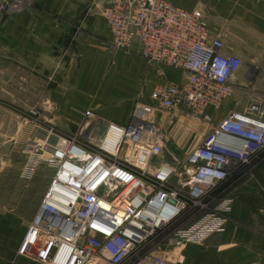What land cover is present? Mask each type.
Listing matches in <instances>:
<instances>
[{"label":"built area","instance_id":"obj_1","mask_svg":"<svg viewBox=\"0 0 264 264\" xmlns=\"http://www.w3.org/2000/svg\"><path fill=\"white\" fill-rule=\"evenodd\" d=\"M92 1L101 7L114 47L130 51L138 43L147 65L188 76L155 85L152 103H138L125 124L89 109L83 125L67 135L39 120L27 152L36 165L47 162L53 175L19 253L43 264H173L145 247L165 232L176 247L225 232L232 200L215 201L214 194L236 163L264 149V104L252 99L231 111L185 159L160 158L165 137L156 107L209 121L206 108L219 109L232 95L229 80L242 60L223 51L201 8L171 0ZM15 2L2 0L0 11L10 12ZM30 114L40 117L37 110ZM127 142L136 147L134 161L122 155ZM191 211L198 216L171 228Z\"/></svg>","mask_w":264,"mask_h":264},{"label":"crops","instance_id":"obj_2","mask_svg":"<svg viewBox=\"0 0 264 264\" xmlns=\"http://www.w3.org/2000/svg\"><path fill=\"white\" fill-rule=\"evenodd\" d=\"M15 1L10 12L0 11V66L10 62L30 67L29 59L9 61V53L21 52L37 55L43 68L64 69L63 80L48 89L42 107L57 127L79 128L89 109L102 120L125 124L138 103H152L155 85L188 76L183 69L158 71L156 65H147L138 43L130 51L116 52L105 42L111 40L107 23L92 0ZM171 1L188 9L201 8L213 35L222 40L223 51L242 60L229 80L232 95L219 109L206 108L209 121L181 108L156 107L164 147L181 161L231 111L241 110L252 99L264 104V0ZM134 149L127 142L122 155L134 161ZM42 165L31 173L9 171L0 183V264H43L19 253L53 175L51 166ZM236 166L214 194L215 201L232 200L225 232L181 251L155 249L154 254L171 260L179 254L181 264H264V149ZM196 216L192 211L184 214L171 227Z\"/></svg>","mask_w":264,"mask_h":264},{"label":"rangeland","instance_id":"obj_3","mask_svg":"<svg viewBox=\"0 0 264 264\" xmlns=\"http://www.w3.org/2000/svg\"><path fill=\"white\" fill-rule=\"evenodd\" d=\"M93 6L95 5L93 4ZM79 30H82V28L79 27ZM94 38L96 37L94 36ZM105 42L113 46L111 40ZM114 50L116 52L127 51L117 49L116 47H114ZM22 58L30 60V67H22L21 65H17L16 63L11 64L10 62L9 66H0L1 184L5 182V178L9 177V171H25L31 173L32 171H36L42 164V166L48 167V169L51 168L45 161L36 165L34 156L28 154L27 151L31 149L33 140L36 138L39 120L50 124L56 123L52 116L47 115L42 107L48 89L53 84H56V82L63 80V76H65L64 69L61 67L50 69L41 67L39 63L42 62L37 60V55L26 56L25 54L22 55L21 52L9 53V61L10 59L21 60ZM32 110L39 111L40 117H33L30 114ZM99 126L96 128L100 129ZM77 128V125L71 124L66 130L60 129L63 134L71 135L76 133ZM93 128L94 126L91 125L89 130ZM91 139L92 141L95 140V131L94 137ZM80 140L84 141L83 138H80ZM144 154L145 156L148 155L146 151H144ZM160 158L173 159V156L169 153L168 149L164 148V153L160 155ZM183 222V219L178 221L175 227L183 224ZM166 233L168 232L157 235L155 239L150 241L144 249L145 252H153L155 249L173 250L175 248L181 251L183 247L188 245H183L182 247L169 245L165 238ZM172 261L173 264H181L182 262L179 254L176 260L172 259Z\"/></svg>","mask_w":264,"mask_h":264}]
</instances>
